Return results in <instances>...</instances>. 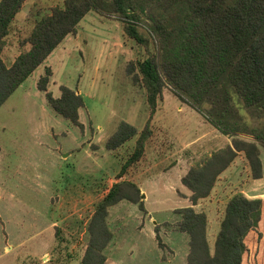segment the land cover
Segmentation results:
<instances>
[{
  "label": "rangeland",
  "instance_id": "374dc122",
  "mask_svg": "<svg viewBox=\"0 0 264 264\" xmlns=\"http://www.w3.org/2000/svg\"><path fill=\"white\" fill-rule=\"evenodd\" d=\"M62 1H24L5 38V65L29 48L24 40L36 16ZM145 54L114 15L89 12L76 33L67 35L0 106V264H80L96 204L124 180L142 189L137 204L122 199L108 209L113 237L104 251L105 264H185L188 238L176 229V211L190 205L183 198L190 191L179 177L231 144L232 137L179 100L168 85L152 111L144 89L126 72L128 63ZM45 67L52 71L47 89L54 97L60 85L82 95V127L56 114L38 90ZM240 112L247 131L253 128L264 140V116L246 108ZM121 121L137 134L108 150L105 141ZM145 127L150 136L143 156L118 178ZM237 136L257 143L262 175L253 178L238 151L209 195L192 205L207 216L211 250L231 196L264 198V146L250 133Z\"/></svg>",
  "mask_w": 264,
  "mask_h": 264
},
{
  "label": "trees",
  "instance_id": "16d2710c",
  "mask_svg": "<svg viewBox=\"0 0 264 264\" xmlns=\"http://www.w3.org/2000/svg\"><path fill=\"white\" fill-rule=\"evenodd\" d=\"M25 0H0V106L67 35L77 31L89 12L114 15L123 23L128 38L146 50L131 61L126 72L144 89L148 106L154 111L162 89L195 110L231 144L188 169L181 183L189 191L190 206L177 209L176 229L187 235L185 264H264V198L234 194L225 204L212 250L207 239V216L192 205L207 197L217 176L243 152L253 178H260L261 160L257 143L238 137L250 133L264 146L252 128L248 132L241 109L264 116V0H63L48 12L38 14L24 40L29 48L5 65L1 52L10 26ZM142 29V30H141ZM52 71L44 68L37 88L48 106L72 124L82 127L81 94L59 86L54 97L47 86ZM137 134L121 121L105 141L114 150ZM148 127L138 134L134 150L122 164L118 178L144 154ZM140 188L130 180L114 183L96 204L88 221V241L80 264H105V248L113 234L107 223L108 209L122 199L139 202ZM144 210L143 203L138 204ZM155 238L161 247L158 228Z\"/></svg>",
  "mask_w": 264,
  "mask_h": 264
},
{
  "label": "crops",
  "instance_id": "0c3cea01",
  "mask_svg": "<svg viewBox=\"0 0 264 264\" xmlns=\"http://www.w3.org/2000/svg\"><path fill=\"white\" fill-rule=\"evenodd\" d=\"M183 176V174L181 175V177ZM181 177H179L180 178V180H181ZM179 180V181H180ZM181 182V181H180ZM139 186V185H138ZM185 187V186H184ZM139 188L140 189H142V187L141 186H139ZM179 197V196H178ZM184 198V200H186L188 203L190 202V201H188L189 200V193H186V197H183ZM190 205H191V202H190ZM189 204H188V206H190ZM218 231V230H217ZM217 233V232H216ZM216 233L214 234V235H216Z\"/></svg>",
  "mask_w": 264,
  "mask_h": 264
}]
</instances>
